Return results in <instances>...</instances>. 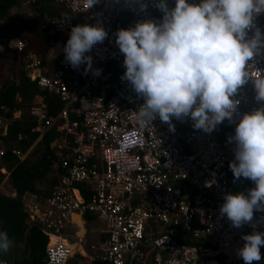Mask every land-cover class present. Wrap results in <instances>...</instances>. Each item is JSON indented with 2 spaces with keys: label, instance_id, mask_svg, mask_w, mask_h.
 <instances>
[{
  "label": "built area",
  "instance_id": "2783aa9c",
  "mask_svg": "<svg viewBox=\"0 0 264 264\" xmlns=\"http://www.w3.org/2000/svg\"><path fill=\"white\" fill-rule=\"evenodd\" d=\"M18 1L30 4L35 0ZM53 1L71 14L47 21L48 33L58 38L56 45L61 53L76 24L99 23L108 37L88 53L92 70H101L98 76L92 70L83 74V64L79 69L69 68L66 61L50 70L32 51L20 60L24 70L33 73L32 79H38L40 90L62 102L57 117L63 120V132L54 143L53 165L54 170L61 171L42 202L32 194L36 205L30 218L55 236V244L50 246L51 238L46 245L45 264H82L81 256L63 233L74 215L86 213L95 215L94 222L104 226L97 231L107 234L105 239L85 247L89 255L100 260L99 264H209L212 253L221 255L218 264H244L237 254L227 256L221 250L243 246L242 235L253 229L250 225L232 227L226 216H220L219 209L224 193H247L255 186L251 180L234 177L229 162L234 159L235 145L228 139L244 113L264 104L255 99L252 81L237 94L240 103L233 122L225 120L210 133L194 129L190 118H173L174 130L159 117L140 128L134 117L143 99L121 79L126 69L115 34L120 24L128 28L140 20L159 21L162 13L155 7V0H100L92 8L88 0ZM142 3L147 5L143 10ZM168 4L174 6V0H168ZM254 23L264 30V13ZM0 47L3 52L5 47ZM7 47L19 56L26 42L13 39ZM254 60L256 68L264 71V54ZM109 64L114 66L117 78L106 82ZM30 113L38 123L33 129L40 133L56 120L48 115L44 100H37ZM70 114L76 118L70 119ZM7 125V119L0 116V136L6 134ZM3 144L0 139V154L9 149ZM10 151L20 155L15 148ZM78 184L88 192L86 200ZM261 217L264 213L254 212V223L264 231ZM149 222L167 225L175 235H187L193 244L178 243L174 234L156 237L147 231ZM260 251L262 259L253 264H264V246ZM0 264L16 263L0 256Z\"/></svg>",
  "mask_w": 264,
  "mask_h": 264
},
{
  "label": "clouds",
  "instance_id": "9594fccd",
  "mask_svg": "<svg viewBox=\"0 0 264 264\" xmlns=\"http://www.w3.org/2000/svg\"><path fill=\"white\" fill-rule=\"evenodd\" d=\"M99 2L88 0L90 8ZM146 7L141 4V10ZM155 7L162 13L159 21L140 20L115 34L126 69L121 79L143 99L134 117L140 128L159 117L174 130L173 118H190L194 129L210 133L225 120L233 122L237 94L249 80L255 99L264 102V71L254 60L264 54V30L254 23L264 13V0H174L171 7L168 0H155ZM107 37L99 23L72 26L63 48L66 62L74 69L85 65L86 75L92 70L88 53ZM92 71L98 76L101 70ZM228 139L235 145L229 162L234 177L255 186L247 193H224L219 214L234 228L252 227L236 252L244 264H253L262 259L264 246V231L254 223V212L264 213V104L244 113ZM11 243L0 230V253Z\"/></svg>",
  "mask_w": 264,
  "mask_h": 264
},
{
  "label": "trees",
  "instance_id": "16d2710c",
  "mask_svg": "<svg viewBox=\"0 0 264 264\" xmlns=\"http://www.w3.org/2000/svg\"><path fill=\"white\" fill-rule=\"evenodd\" d=\"M52 2L55 3L53 0H35L31 3L38 18L36 21L42 24L43 28L38 29L37 33L29 34L25 40L22 39L26 42V48L18 56L15 51L7 47V44L10 40L19 39L14 26L18 24L21 17L13 16L12 9L18 7L21 2L0 0V45L5 47V50L0 52V116L8 121L6 134L0 136V139L4 142V146L9 147L6 152L0 154V169L8 172L7 182L15 191L14 197L0 193V230L7 231L12 241L9 251L0 253V256L16 264H45L46 245L51 238L55 239L51 230L33 221L23 210L22 197L25 193H30L42 202L57 183L61 170L53 169L56 157L54 143L63 132V120L57 117L62 108V102L55 96H49L41 91L37 85L38 79L33 80V73H27L20 61L30 51L39 57L43 67L47 66L50 70L56 69L61 61H66L64 53L59 50L56 53L52 52L57 46L58 38L49 35L47 21L53 17L59 18L61 16L59 9L62 12L65 11L56 3L54 5L58 10L51 7ZM65 12L67 16H71L69 11ZM4 19L6 22H3ZM122 27L123 25L120 24L118 29ZM49 53L52 58L47 61ZM9 55L11 61L20 62L21 69L6 60ZM7 63H9L8 66H6ZM69 68H71L70 64ZM116 78L117 72L114 66L109 64L105 71V80L111 82ZM37 100H44L47 104L48 115L56 118L53 125L43 133L33 129L38 123L30 113ZM17 111L20 115L14 117ZM75 118V115L70 114V119ZM19 135L22 136L20 139ZM74 137L75 134H72V138ZM12 148L19 150L20 155L13 154L10 151ZM5 175L0 172V180ZM78 185L81 186L83 199L86 200L88 192L82 184ZM94 220L95 215L90 213L76 214L63 233V238L81 256L82 264L100 263V260L94 259L85 249L87 229ZM106 237L105 233L101 235V239ZM175 239L180 244H193L187 235L183 238L179 235Z\"/></svg>",
  "mask_w": 264,
  "mask_h": 264
},
{
  "label": "rangeland",
  "instance_id": "374dc122",
  "mask_svg": "<svg viewBox=\"0 0 264 264\" xmlns=\"http://www.w3.org/2000/svg\"><path fill=\"white\" fill-rule=\"evenodd\" d=\"M54 4L52 2V3H50V6L53 8L55 7L54 9H57L56 5H54ZM59 12H61L60 14H66L65 11L62 12V11H60V9H59ZM12 15L21 17V19H19L18 24L14 26V30L18 34L19 39L25 40L26 37H29V34H31L33 32L37 33L38 29L43 28V25L39 24L36 21V20H38V18L36 16L35 11H34V7L31 3L30 4H22L21 3L18 7L13 8L12 9ZM3 22H6V19H4ZM56 47L59 48V46H56ZM57 48H55V50H52V52L53 53L58 52ZM0 52H2V51H0ZM51 58H52V55H51V53H49L48 57H47V61H50ZM6 60L10 64H13V65L17 66L19 69H21L20 62L19 61H13V60L11 61L10 55L6 57ZM9 63H7L6 66H8ZM19 115L20 114L18 111L14 113L15 117H19ZM0 172L6 174L0 180V193L7 195V196L14 197L15 192L9 186V184L7 182L8 172H6L5 169H0ZM22 200H23V210L25 212H27L30 217H32V215L34 214L33 213L34 212V206L36 205L35 197H32V194H30V193H25L22 197ZM147 225H148V227L146 226L147 231L153 232L156 237L174 234L173 229L169 228L167 225H164L162 223L149 222ZM98 228L100 230H104V226L98 222L92 221L91 224L88 226L87 233H86V236H87L86 246H89L90 244H93V243H97V241H99L101 239V235L103 233H100L101 231H97ZM178 236H179L178 234L177 235L174 234V238H176Z\"/></svg>",
  "mask_w": 264,
  "mask_h": 264
},
{
  "label": "water",
  "instance_id": "95a60500",
  "mask_svg": "<svg viewBox=\"0 0 264 264\" xmlns=\"http://www.w3.org/2000/svg\"><path fill=\"white\" fill-rule=\"evenodd\" d=\"M239 247H242L240 245H232L228 248H225L223 250H221V252L224 254V255H227V256H232L234 254H237L236 250L239 248ZM216 253H212L211 255L212 256H215ZM219 261L217 259H212L209 264H218Z\"/></svg>",
  "mask_w": 264,
  "mask_h": 264
},
{
  "label": "crops",
  "instance_id": "0c3cea01",
  "mask_svg": "<svg viewBox=\"0 0 264 264\" xmlns=\"http://www.w3.org/2000/svg\"><path fill=\"white\" fill-rule=\"evenodd\" d=\"M57 48V47H56ZM57 50H59V48H57ZM15 192V191H14ZM219 257V258H218ZM221 258V255H219V254H217V255H215L214 257L212 256H210L209 257V261H211L212 259H217V260H219Z\"/></svg>",
  "mask_w": 264,
  "mask_h": 264
},
{
  "label": "bare ground",
  "instance_id": "6f19581e",
  "mask_svg": "<svg viewBox=\"0 0 264 264\" xmlns=\"http://www.w3.org/2000/svg\"><path fill=\"white\" fill-rule=\"evenodd\" d=\"M0 49H1V47H0ZM1 51V50H0ZM50 246H52V245H54L55 244V241L54 240H52L50 243Z\"/></svg>",
  "mask_w": 264,
  "mask_h": 264
}]
</instances>
